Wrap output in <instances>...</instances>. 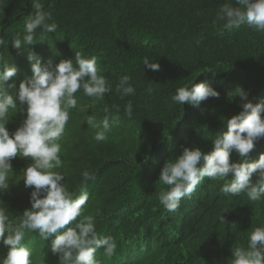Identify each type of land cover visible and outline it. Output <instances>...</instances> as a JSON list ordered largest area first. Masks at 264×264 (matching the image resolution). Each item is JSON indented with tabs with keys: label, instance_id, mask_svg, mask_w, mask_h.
<instances>
[{
	"label": "clouds",
	"instance_id": "9594fccd",
	"mask_svg": "<svg viewBox=\"0 0 264 264\" xmlns=\"http://www.w3.org/2000/svg\"><path fill=\"white\" fill-rule=\"evenodd\" d=\"M31 3L35 11L28 16L22 39L17 36L11 41L18 54L24 46L34 44L37 29L55 33L58 27L55 22L48 23L52 13L44 10L40 0ZM236 3L238 7L222 5L216 22L226 30L247 25L264 32V0ZM5 27L3 22L1 29ZM5 43L0 39V45ZM26 52L28 64L24 62L22 69L17 60L6 63L11 56L6 59L0 55V264H165L153 258L151 246L140 245L142 233L154 232L148 241L152 240L158 251L166 242L174 244L183 239L182 220L188 223L193 212L185 206L180 214V209L206 177L223 180L221 192L225 195L244 193L250 201H264V153L254 162L247 159L264 138V99L254 104L237 87L228 96H239L242 110L227 120V131L215 134L210 152L182 147L179 156L163 165L158 177L162 184L156 185L167 188H160L155 197L161 212L150 206L149 222L129 232L128 225L137 224L129 219L132 210L113 198L126 193L123 184L128 178L119 174L105 183L94 179L98 173L94 172L95 165L85 159L88 155L78 146L88 139L86 132L77 138L83 127L79 118L87 108L77 104L78 91L97 100L112 91L100 74L97 58L75 52L74 67L73 60L62 59L54 65L45 59L42 63L39 53ZM142 64L160 70L159 64L147 57ZM130 79L121 76L116 84L121 99L135 94ZM190 85L177 88L172 100L199 107L208 98H219L205 82L191 81ZM76 106V114L72 113L75 118L71 112ZM124 111L131 118V101ZM118 119L110 122L105 115L97 124L89 115L85 122L99 129L94 139L104 141ZM233 152L239 156L236 162L230 161ZM133 188L135 195L151 194L147 188ZM220 220L225 223L222 217ZM241 224L237 221L234 226ZM203 253L208 264H264V225L255 227L246 247H235L228 258L216 251Z\"/></svg>",
	"mask_w": 264,
	"mask_h": 264
},
{
	"label": "trees",
	"instance_id": "16d2710c",
	"mask_svg": "<svg viewBox=\"0 0 264 264\" xmlns=\"http://www.w3.org/2000/svg\"><path fill=\"white\" fill-rule=\"evenodd\" d=\"M40 2L44 10L52 13L48 23L55 22L57 30L45 33L37 29L34 44L24 46L18 54L11 41L17 36L22 39L28 16L35 10L31 0H0V39L6 41L0 45V55L6 59L11 56L7 64L20 62V69L24 62L28 64L26 49L44 57L42 63L50 59L54 65L64 59L73 60L76 67L75 52L97 58L100 74L112 91L99 100L78 91L77 104L80 108L86 104L87 108L79 118L83 127L78 128L77 138L81 139L84 132L88 134L87 141L78 146L88 155L85 159L95 165L94 172L98 173L94 179L105 183L107 178L119 174L128 178L123 184L126 193L113 198L131 207L129 219L138 225L129 224V232L137 226L142 228L140 224L149 222L148 212L162 210L155 197L158 190L167 188L156 185L162 184L158 177L163 165L179 156L182 147L210 152L215 134L226 132L227 120L242 110L241 98L228 94L241 87L252 103L264 99V32L253 31L247 25L226 30L222 23L216 22L219 8L225 3L238 7L236 0ZM3 22L6 27L1 29ZM145 57L158 63L160 70L146 68L142 64ZM124 75L131 78L135 94L121 99L116 84ZM191 81L209 84L219 98H208L199 107L174 102L176 89L190 87ZM129 101L133 105L131 118L124 111ZM76 109L77 106L71 115L76 114ZM89 115L96 118L97 124L105 115L110 122L115 117L119 119L106 134V140L96 141L94 136L99 129L87 125L85 118ZM261 153L264 138L249 153L248 162L258 160ZM238 159L237 153L230 154L231 162ZM223 183L206 177L197 185L192 198L189 196V202L182 205L180 214L186 210L185 206L193 212L188 223L182 220L183 239L174 244L166 242L158 251L157 245L148 241L154 232L147 231L142 233L140 245L151 246L153 258L162 259L165 264H208L203 252L216 251L228 258L235 247H246L250 232L264 225V201H250L244 193L225 195L221 192ZM134 185L147 188L151 194L135 195ZM233 216L239 217L236 219L242 223L239 228H235L237 221Z\"/></svg>",
	"mask_w": 264,
	"mask_h": 264
},
{
	"label": "bare ground",
	"instance_id": "6f19581e",
	"mask_svg": "<svg viewBox=\"0 0 264 264\" xmlns=\"http://www.w3.org/2000/svg\"><path fill=\"white\" fill-rule=\"evenodd\" d=\"M54 49H55V48H54ZM54 49H53V50H54ZM58 49H59V48H58ZM56 50H57V49H56ZM0 51H1V50H0ZM49 51H50V49L48 50V53H49ZM59 51H60V50H59ZM46 52H47V51H46ZM54 52H55V51H54ZM57 52H58V51H57ZM3 53H4V52H3ZM60 53H61V52H60ZM60 53H59V54H60ZM49 54H51V53H49ZM49 56L52 57V55H49ZM45 57H46V56H45ZM51 57H50V58H51ZM43 58H44V57H43ZM51 59H53V58H51ZM68 147H69V146H68ZM68 150H69V148H68ZM162 158H163V157H162ZM130 208H131V207H130ZM193 209H194V208H193ZM151 245H152V244H151ZM193 251H194V250H193ZM195 251H196V250H195Z\"/></svg>",
	"mask_w": 264,
	"mask_h": 264
}]
</instances>
